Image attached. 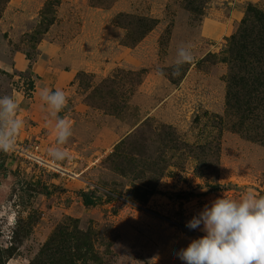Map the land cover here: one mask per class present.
Segmentation results:
<instances>
[{"label":"rangeland","instance_id":"obj_1","mask_svg":"<svg viewBox=\"0 0 264 264\" xmlns=\"http://www.w3.org/2000/svg\"><path fill=\"white\" fill-rule=\"evenodd\" d=\"M249 4L264 12V0H8L0 96L24 127L0 151V245L17 249L7 264H27L65 217L96 232L102 264H184L176 253L205 234L186 224L205 205L264 196V126L240 127L225 100L223 51ZM180 46L194 59L174 76ZM46 47L45 88L68 98L65 145L31 71ZM16 54L29 69L13 67ZM33 146L63 171L16 153ZM57 147L68 158L54 160ZM216 184L231 187L206 192Z\"/></svg>","mask_w":264,"mask_h":264},{"label":"clouds","instance_id":"obj_2","mask_svg":"<svg viewBox=\"0 0 264 264\" xmlns=\"http://www.w3.org/2000/svg\"><path fill=\"white\" fill-rule=\"evenodd\" d=\"M193 59L189 47H178L173 75H179L182 66ZM41 99L56 120L57 144H67L73 135L72 125L59 115L68 104L67 96L60 89L45 88ZM18 109L12 97L0 96V151L4 153L14 150L16 137L24 127V121L16 118ZM49 155L56 161L68 158L60 147L50 150ZM186 227L205 234L176 253L184 264H264V197L248 192L239 200L217 198L193 216Z\"/></svg>","mask_w":264,"mask_h":264},{"label":"trees","instance_id":"obj_3","mask_svg":"<svg viewBox=\"0 0 264 264\" xmlns=\"http://www.w3.org/2000/svg\"><path fill=\"white\" fill-rule=\"evenodd\" d=\"M8 0H0V11ZM222 61L228 65L226 78V108L231 111L240 127L264 126V12L249 4L236 31L228 38ZM31 64L28 65V69ZM264 130V127H263ZM207 185L206 192L223 188ZM236 189V186H233ZM148 195V194H147ZM84 206H92L97 199L90 193L80 192ZM259 197H264L262 193ZM140 201V200H139ZM96 232L83 229L79 220L65 217L55 228L38 252L27 264H102L96 250ZM14 245H0V264H7L17 256Z\"/></svg>","mask_w":264,"mask_h":264},{"label":"crops","instance_id":"obj_4","mask_svg":"<svg viewBox=\"0 0 264 264\" xmlns=\"http://www.w3.org/2000/svg\"><path fill=\"white\" fill-rule=\"evenodd\" d=\"M56 54V53H54ZM52 56L51 49L49 47H46L41 50L39 53L36 61L31 66V71L34 73L35 77L39 78V87L44 89L47 87L49 81H50V75L48 74V70L50 69L48 66L50 62V57ZM13 67L17 69V71H25L28 69V63L25 61V59L20 55L16 54L13 59ZM64 74H68L65 71H63ZM59 75H57V81H61L63 77H67L65 75H62L61 72H58ZM71 75V74H70Z\"/></svg>","mask_w":264,"mask_h":264},{"label":"built area","instance_id":"obj_5","mask_svg":"<svg viewBox=\"0 0 264 264\" xmlns=\"http://www.w3.org/2000/svg\"><path fill=\"white\" fill-rule=\"evenodd\" d=\"M16 153H19L26 161L29 163L35 164L38 167L45 168L54 173L62 172L63 169L55 164L53 161H50L43 157L39 151V146H33L29 149L16 148Z\"/></svg>","mask_w":264,"mask_h":264}]
</instances>
